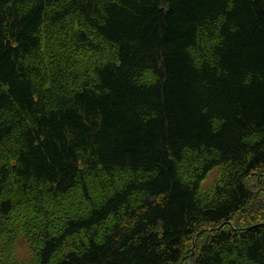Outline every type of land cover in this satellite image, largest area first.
Masks as SVG:
<instances>
[{
	"label": "trees",
	"instance_id": "1",
	"mask_svg": "<svg viewBox=\"0 0 264 264\" xmlns=\"http://www.w3.org/2000/svg\"><path fill=\"white\" fill-rule=\"evenodd\" d=\"M260 177L264 0H0V264H264Z\"/></svg>",
	"mask_w": 264,
	"mask_h": 264
},
{
	"label": "rangeland",
	"instance_id": "2",
	"mask_svg": "<svg viewBox=\"0 0 264 264\" xmlns=\"http://www.w3.org/2000/svg\"><path fill=\"white\" fill-rule=\"evenodd\" d=\"M215 178V173H211L207 180L205 181V186L209 187ZM251 186L256 189V197L253 204L249 207L248 212L250 213L253 210L260 209L261 203L264 202V177L257 178V181L254 180V182L251 183ZM260 214L256 213L257 215L261 216H255L257 218H253L255 220H261L264 218V212H259ZM252 222V218L249 217V214H246V217H241L239 220L237 219L236 223L242 224L243 226H246ZM205 231V230H202ZM201 233V232H200ZM199 233V234H200ZM193 242V241H192ZM192 242L187 243V254L184 258V261L181 264H191L192 258V251H193V244ZM3 246L0 243V247ZM12 261H18V262H28L32 260V252L29 247L28 242L23 241L22 238H18L14 241V244L12 246V250L10 249Z\"/></svg>",
	"mask_w": 264,
	"mask_h": 264
}]
</instances>
